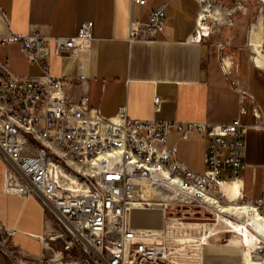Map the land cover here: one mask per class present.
<instances>
[{
  "label": "built area",
  "instance_id": "built-area-1",
  "mask_svg": "<svg viewBox=\"0 0 264 264\" xmlns=\"http://www.w3.org/2000/svg\"><path fill=\"white\" fill-rule=\"evenodd\" d=\"M196 1L199 11L192 39L198 41L206 36L199 35L198 24L200 12L205 23L202 5L206 0ZM133 2L144 4L145 0ZM258 3L264 13V0ZM163 17L160 7L151 11L145 22H130L129 37H138L140 31L150 35L161 31ZM91 28L90 21L83 22L69 37L39 31L24 35L8 32L0 34V46L17 44L29 61L37 62L48 58L50 44L57 56L86 46ZM0 67L5 70L0 75V161L7 188L34 198L58 226L44 242L49 256L37 264L160 260L167 254L158 240L161 236L132 227L131 209L159 206L164 210L171 203L213 206L210 198H217L222 171L228 173L229 180L239 176L244 126L238 119L219 125L135 119L128 117L123 107L106 117L89 107L85 97L78 101L68 98L62 80L50 76L46 65H42L41 75L27 77L11 73L1 60ZM153 102L158 110L159 98L154 96ZM190 132L208 142L202 173L185 167L177 160L175 148L167 145L168 134L186 139ZM148 188L158 193L143 197ZM260 202H253L257 209ZM56 239L61 248L49 243ZM257 246V255L264 257V242ZM73 250L76 256H67ZM1 251L11 254L6 244Z\"/></svg>",
  "mask_w": 264,
  "mask_h": 264
},
{
  "label": "crops",
  "instance_id": "crops-1",
  "mask_svg": "<svg viewBox=\"0 0 264 264\" xmlns=\"http://www.w3.org/2000/svg\"><path fill=\"white\" fill-rule=\"evenodd\" d=\"M160 7L163 29L152 35L140 31L138 37L130 38V22H145L149 13ZM198 11L196 0H145L144 4L133 0H0V34L39 31L69 37L83 22L90 21L91 39L86 46L57 56L50 44L48 58L37 62L19 51V72L9 71L21 77L39 76L42 65H46L50 76L62 80L68 98L78 101L85 97L87 105L103 116H112L123 107L126 115L135 119L206 121L214 125L238 119L244 126L236 179L238 197L249 202L260 200L262 210L264 65L255 62L249 43L248 48L238 43L236 50L223 45L226 41L230 44L233 29L212 30L193 40ZM0 48L4 55L5 47ZM154 96L159 98L158 110L154 109ZM207 144V139L196 132H190L186 139L175 133L167 136V145L175 148L177 160L195 173L205 170ZM222 179L229 180L226 171H222ZM215 194L225 199L218 189ZM195 207L191 213L198 216L201 210ZM167 209L163 211L164 222L171 219L165 217ZM207 209L217 216L214 206ZM153 213L159 214L162 222L158 208H133L131 226L158 227L160 222L149 220ZM146 214L149 217H144ZM57 229L34 198L8 190L0 161V264H37L49 256L44 242L47 234ZM230 242L205 243L202 264H240L238 250ZM49 243L61 248L59 239ZM4 244L11 248V254L1 251ZM66 254L75 257L76 251Z\"/></svg>",
  "mask_w": 264,
  "mask_h": 264
},
{
  "label": "rangeland",
  "instance_id": "rangeland-1",
  "mask_svg": "<svg viewBox=\"0 0 264 264\" xmlns=\"http://www.w3.org/2000/svg\"><path fill=\"white\" fill-rule=\"evenodd\" d=\"M202 8L206 9L205 11H203L206 14V29H203L207 33L206 36L212 30L217 32L221 28H230L233 29V34L230 35V44L226 41L223 42V45H225V47L227 45H230L232 50L233 48L234 50L238 48V43L240 44V47L248 48V31L252 23L255 22V17H257L260 11L258 0H206L202 5ZM262 15L264 24L263 12ZM221 23L224 24L222 25ZM1 47L5 48L4 55H1L0 50V60H2L6 68L11 72H19L18 66L20 64L19 57L21 53L18 50V45L9 44L2 45ZM262 47L264 49V37L262 41ZM0 72L4 73L5 70L0 67ZM218 191L222 193L226 199L225 200L224 197H222L220 194H216L220 203H228L227 195L220 191L219 186ZM232 202H237L238 204H247V201H244L241 198L239 199V197L237 200L235 199ZM251 203L254 206L253 202ZM263 206L264 201H262V207ZM167 207L168 209L166 211L165 217H171V219H168L169 221L167 222H164L166 220H164L163 216L164 210L159 206H151L147 208L160 209L162 211L163 217L162 222L161 216L159 214L154 215L153 213L150 215L151 217L147 216V214L144 215V217H149L150 221H157L156 223L160 222V226L162 225L164 232L162 235L164 237H160L161 239L158 240L162 245L166 247L167 254L166 256L161 257L160 260H157L155 262H143L142 264H202L204 260V244L207 242L221 243L226 239L231 240L230 245H233V247L238 250V253L240 255V264H244V248H242L240 235H238L234 231H225L218 233L217 231L228 229L230 227H228L225 222L216 219L215 214L207 209L211 206L204 207L201 205L193 206L190 204L187 205L171 203ZM194 207L201 210L200 215L195 216L194 214H192L193 212L191 213ZM257 210L264 216V208L262 210ZM221 216L233 221L236 220L233 214L221 213ZM253 231L258 238L255 242L256 246L257 243L264 242V237L260 236L255 230ZM203 236L204 239L201 240ZM233 240L235 244L232 242ZM250 254L255 255L252 248Z\"/></svg>",
  "mask_w": 264,
  "mask_h": 264
},
{
  "label": "bare ground",
  "instance_id": "bare-ground-1",
  "mask_svg": "<svg viewBox=\"0 0 264 264\" xmlns=\"http://www.w3.org/2000/svg\"><path fill=\"white\" fill-rule=\"evenodd\" d=\"M202 16L203 13L200 12L199 20H198V24L200 26L199 35H206L207 33L203 30L206 29V25L204 22L201 21ZM255 18H256L255 22L254 23L251 22L252 25L251 27L249 26L250 29L248 31V40H249V44L251 45L255 53L253 55V59L258 65L262 66L264 65V49L263 48L261 49V42L264 34V24H263V15L261 11H259V14ZM195 37L198 38V35H196ZM238 185L239 183L236 181V179H231L229 181H224V182L223 180L220 181L219 189L220 191H222L227 195L228 203L222 204L216 197H211L210 201L213 202V206L217 211L216 219L225 222V224L228 225V227H230L228 229H223V231H234L238 235H240L242 248H244L243 263L263 264L264 257H259L256 253L258 246H256L255 242L257 241L258 238L253 230H255L260 236L264 237V216L255 208V206L252 205V203L238 204L237 202H232L233 200L238 199V195H239ZM143 192H144L142 194L143 197L151 196L155 193H158L157 190H154L152 188H148ZM160 195L162 198L166 197L164 193H160ZM221 213L233 214L236 220L233 221L231 219L222 217ZM136 228L147 229V231H150V233L153 235H160L161 237H164L162 235L164 233L163 228L160 225L158 227L141 226ZM202 239H204V236L203 238H201V240ZM251 248L255 252L254 253L255 255L250 254Z\"/></svg>",
  "mask_w": 264,
  "mask_h": 264
}]
</instances>
